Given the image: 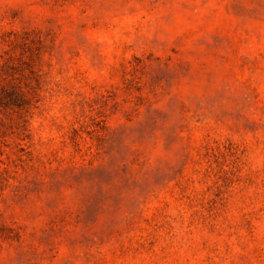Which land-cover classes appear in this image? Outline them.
Listing matches in <instances>:
<instances>
[{"label":"rangeland","instance_id":"obj_1","mask_svg":"<svg viewBox=\"0 0 264 264\" xmlns=\"http://www.w3.org/2000/svg\"><path fill=\"white\" fill-rule=\"evenodd\" d=\"M0 264H264V0H0Z\"/></svg>","mask_w":264,"mask_h":264}]
</instances>
